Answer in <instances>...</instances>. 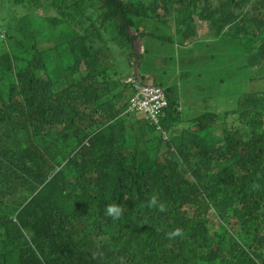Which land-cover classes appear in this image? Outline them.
<instances>
[{"label": "trees", "instance_id": "16d2710c", "mask_svg": "<svg viewBox=\"0 0 264 264\" xmlns=\"http://www.w3.org/2000/svg\"><path fill=\"white\" fill-rule=\"evenodd\" d=\"M80 1L88 28L101 7L135 35L95 50L66 27L55 51L0 18V219L15 216L19 264H264V0ZM142 53L140 81L167 99L157 124L127 112Z\"/></svg>", "mask_w": 264, "mask_h": 264}, {"label": "clouds", "instance_id": "9594fccd", "mask_svg": "<svg viewBox=\"0 0 264 264\" xmlns=\"http://www.w3.org/2000/svg\"><path fill=\"white\" fill-rule=\"evenodd\" d=\"M44 1L49 5V7L43 19L55 27H57L61 23H64V28L62 29L56 28L53 33V38H59L56 40L58 42L63 43L66 40V34H65L66 27L69 28L73 39L77 38L79 40L81 37H83V41H87L88 46L94 47L95 50H105L107 46H110L112 44L113 38L116 37L118 34L127 33L128 35H135V32L132 30L133 28L131 27V22L127 18L128 14L120 15V16H113V14L107 12L106 9H102L101 7L96 8L95 12L93 11V18L94 17L99 18V20L96 23V26L99 29V32H98L96 29L88 28L89 22L85 24V21H86L85 16L87 12L91 9L88 7H85L84 11L81 10V6L83 5V2L81 4L80 0L75 1L72 4H67V0H59V1L58 0H44ZM147 1H149L150 4H152L154 0H147ZM77 9L79 10L77 12H74V13L68 12L69 10H77ZM206 14L208 17V21L210 22L211 15L209 12H206ZM68 17H70L69 25L67 23ZM14 27L17 28L15 25ZM198 28H202V30H207V26L203 23H200L198 25ZM61 30L63 31V34H60ZM139 31H141V29ZM15 34L21 36L19 34L18 28L16 29ZM28 36L35 38V36H32V33H29ZM136 41H139L140 45L142 46L141 39H136L135 42ZM134 45H135L136 52H138L139 50L135 43ZM188 45L193 46V44H191V40L185 43V46H188ZM139 52H142V51H139ZM106 54H109V53H106ZM134 65H136V63H133V67ZM135 71L136 72H134V68H133L132 73H131L133 75H130L129 77L131 78L130 81L131 82L133 81L134 83L135 91L129 99L127 112H137L145 116L151 122H154V124H157L159 121L158 117L156 120H153L149 118L144 112L130 107L131 106L130 100L137 93V87L139 85L144 86L146 84H152V82H146V81L141 82L140 81L138 74H137L139 71V64L136 66ZM215 110L219 111L216 108ZM160 114H161V111L158 114V116ZM145 206L150 207V208L151 207L158 208V210L161 212L167 211L165 204L159 202L158 197L156 195H152L147 201V204ZM177 213L180 216L179 212ZM122 214H123V209L116 203L108 204L105 208V215L107 217H111L114 220H118L122 216ZM5 218L6 219L3 222H1V219H0V242L7 243L9 252L13 254V260L11 264H19L20 255H21L22 248H23V237L15 233V216L5 215ZM174 226L170 227L171 230L173 229ZM183 234L184 233L182 229L176 228L166 233V237L171 240V239H175L178 236L182 237ZM36 254H37V257L41 260V264H43V258L40 257L39 252H37Z\"/></svg>", "mask_w": 264, "mask_h": 264}, {"label": "rangeland", "instance_id": "374dc122", "mask_svg": "<svg viewBox=\"0 0 264 264\" xmlns=\"http://www.w3.org/2000/svg\"><path fill=\"white\" fill-rule=\"evenodd\" d=\"M59 1V0H58ZM75 1H67V4H72ZM49 5L44 0H0V18L4 19L6 21L11 22L13 25H15L18 28L19 34L21 36H28L29 33H32V36L39 35L40 39H44L45 37L52 35L55 31V29H62L64 28V23L59 24L57 27L52 26L47 21H45L43 18L46 15V12L48 10ZM85 5L83 4L81 6V10H85ZM77 10H69L68 12H77ZM65 42L61 44H55L52 48L55 51H60V47L64 45ZM137 48L139 51H142V46L144 48H147L150 51H155L159 48V45L155 43L154 40L147 41L146 39H143L140 45L139 41L135 42ZM183 47V46H182ZM185 48H182L181 50H188L192 51L193 46L188 45L185 46ZM111 53L106 54L104 61L105 62H113L114 64H119V59L117 58L119 55V49L116 47H113L110 51ZM184 53V52H182ZM147 55L145 53H142V59H141V65L138 72H144L146 69H144L143 62L144 60H148ZM115 59V60H113ZM55 64L54 62L50 65V67H53ZM136 65H134V72L136 69ZM121 67H124V64H121ZM142 67V69H141ZM186 67V66H185ZM132 66L129 69V71L126 73H121L122 76H127L125 79H128L130 77V73L133 70ZM187 71L191 70L192 67L188 64L187 65ZM144 69V70H143ZM127 70V69H126ZM154 75H149L146 78V82L152 81ZM53 80L55 83L59 84L63 81V77H60L59 75L53 74L52 75Z\"/></svg>", "mask_w": 264, "mask_h": 264}, {"label": "built area", "instance_id": "2783aa9c", "mask_svg": "<svg viewBox=\"0 0 264 264\" xmlns=\"http://www.w3.org/2000/svg\"><path fill=\"white\" fill-rule=\"evenodd\" d=\"M130 102L131 108L144 112L153 120L157 119L161 109L167 103L163 90L152 84L139 85L137 87V93Z\"/></svg>", "mask_w": 264, "mask_h": 264}, {"label": "water", "instance_id": "95a60500", "mask_svg": "<svg viewBox=\"0 0 264 264\" xmlns=\"http://www.w3.org/2000/svg\"><path fill=\"white\" fill-rule=\"evenodd\" d=\"M130 79H131V78H128V79H126V80H124V81H126V82H129V81H130Z\"/></svg>", "mask_w": 264, "mask_h": 264}]
</instances>
